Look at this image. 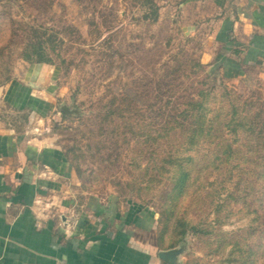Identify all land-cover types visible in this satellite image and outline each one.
<instances>
[{
	"label": "rangeland",
	"instance_id": "obj_1",
	"mask_svg": "<svg viewBox=\"0 0 264 264\" xmlns=\"http://www.w3.org/2000/svg\"><path fill=\"white\" fill-rule=\"evenodd\" d=\"M181 1L0 0V134L63 149L83 197L150 211L176 264H264V83L214 68ZM43 66L46 108L4 99Z\"/></svg>",
	"mask_w": 264,
	"mask_h": 264
},
{
	"label": "crops",
	"instance_id": "obj_2",
	"mask_svg": "<svg viewBox=\"0 0 264 264\" xmlns=\"http://www.w3.org/2000/svg\"><path fill=\"white\" fill-rule=\"evenodd\" d=\"M211 42L213 67L256 70L264 83V0H182ZM31 72V71H30ZM30 74V73H28ZM50 69L2 91L16 109L46 108ZM70 160L48 140L0 134V264H167L148 236L155 216L113 198L80 195ZM64 221L70 226L64 227Z\"/></svg>",
	"mask_w": 264,
	"mask_h": 264
},
{
	"label": "trees",
	"instance_id": "obj_3",
	"mask_svg": "<svg viewBox=\"0 0 264 264\" xmlns=\"http://www.w3.org/2000/svg\"><path fill=\"white\" fill-rule=\"evenodd\" d=\"M192 107L194 108V109H192L193 112L199 110V108H196L197 107V104H193ZM189 116L191 117V116H193V114L192 115H189ZM194 126H196L197 128H200L199 130H200L201 133L203 132V130H202V126L203 125L195 124ZM209 130H211V128ZM197 132H198V130H197ZM195 133H196V131H195ZM177 160H179V159H177ZM183 160L184 161H189L188 158L183 159ZM170 163L171 164H175L176 167L178 168V171H177L178 174H177V177H176V180H175V183H176L175 184V189L178 190V195L177 196L180 197V196L187 195V193L190 191V189H192L194 187V183L192 182V179H191V172H187L188 171L187 167H184L181 164L180 161H177L176 162L173 159V157H171ZM170 200L171 201H174L176 199L174 197V200L173 199H170Z\"/></svg>",
	"mask_w": 264,
	"mask_h": 264
},
{
	"label": "water",
	"instance_id": "obj_4",
	"mask_svg": "<svg viewBox=\"0 0 264 264\" xmlns=\"http://www.w3.org/2000/svg\"><path fill=\"white\" fill-rule=\"evenodd\" d=\"M67 221H64V217H63V225L64 227L67 226ZM177 254L178 251L175 249H170V250H166V251H161L159 253V257L162 261L166 262L167 264H176L177 263Z\"/></svg>",
	"mask_w": 264,
	"mask_h": 264
}]
</instances>
